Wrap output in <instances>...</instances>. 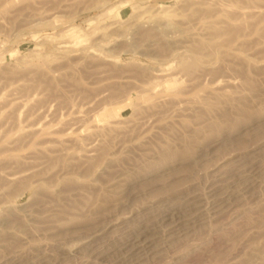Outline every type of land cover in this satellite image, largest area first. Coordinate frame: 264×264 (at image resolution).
Segmentation results:
<instances>
[{
	"label": "rangeland",
	"instance_id": "rangeland-1",
	"mask_svg": "<svg viewBox=\"0 0 264 264\" xmlns=\"http://www.w3.org/2000/svg\"><path fill=\"white\" fill-rule=\"evenodd\" d=\"M0 264H264V0H0Z\"/></svg>",
	"mask_w": 264,
	"mask_h": 264
},
{
	"label": "bare ground",
	"instance_id": "bare-ground-1",
	"mask_svg": "<svg viewBox=\"0 0 264 264\" xmlns=\"http://www.w3.org/2000/svg\"><path fill=\"white\" fill-rule=\"evenodd\" d=\"M150 5V4H149ZM151 6V5H150ZM156 9H157V7H155ZM164 8V7H163ZM166 8V7H165ZM174 8V7H173ZM111 9V8H110ZM144 9V8H143ZM143 9H141V10H143ZM154 9V8H153ZM161 9V8H160ZM169 10V9H168ZM158 12H159V10H157ZM162 11V10H161ZM172 11V10H171ZM141 14H142V12H140ZM139 13V14H140ZM129 17V16H128ZM96 18V17H95ZM115 19H116V17H115ZM129 20V19H128ZM115 22V21H114ZM110 24H111V22H110ZM114 24V23H113ZM106 26V25H105ZM108 27V26H107ZM115 27V26H114ZM119 28V27H118ZM106 29V28H105ZM104 29V30H105ZM114 29V28H113ZM192 203V202H191ZM194 205V204H193ZM191 207V206H190ZM138 228V227H137ZM143 228V227H142ZM154 236V235H153ZM151 240V239H150Z\"/></svg>",
	"mask_w": 264,
	"mask_h": 264
}]
</instances>
